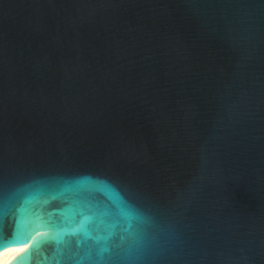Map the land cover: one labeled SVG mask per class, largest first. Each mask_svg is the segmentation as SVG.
<instances>
[{
	"label": "water",
	"instance_id": "obj_1",
	"mask_svg": "<svg viewBox=\"0 0 264 264\" xmlns=\"http://www.w3.org/2000/svg\"><path fill=\"white\" fill-rule=\"evenodd\" d=\"M23 203L65 235L9 264H264V0H0V212Z\"/></svg>",
	"mask_w": 264,
	"mask_h": 264
},
{
	"label": "snow or ice",
	"instance_id": "obj_2",
	"mask_svg": "<svg viewBox=\"0 0 264 264\" xmlns=\"http://www.w3.org/2000/svg\"><path fill=\"white\" fill-rule=\"evenodd\" d=\"M124 210L123 208H121ZM125 211V210H124ZM6 215H11L14 221V231L11 238L7 237L2 231H0V248L8 247L11 244H23L34 243L36 238H40V243L60 241L63 239L65 233L62 232L65 220L63 218L57 219L54 214L49 213L44 207H35L30 204L23 203L19 208L9 213L0 212V225ZM126 215L128 213L126 212ZM133 225L131 222L127 224L126 231H132ZM88 239H92L95 243L99 241L95 240L92 236L86 233ZM112 241V237L106 239V243ZM39 247V244L35 245ZM62 254V250L59 247L54 248V256L52 260H46L45 264H61V262L55 259L56 256ZM17 264H21L18 260Z\"/></svg>",
	"mask_w": 264,
	"mask_h": 264
},
{
	"label": "bare ground",
	"instance_id": "obj_3",
	"mask_svg": "<svg viewBox=\"0 0 264 264\" xmlns=\"http://www.w3.org/2000/svg\"><path fill=\"white\" fill-rule=\"evenodd\" d=\"M27 245H18L0 253V264H9Z\"/></svg>",
	"mask_w": 264,
	"mask_h": 264
}]
</instances>
